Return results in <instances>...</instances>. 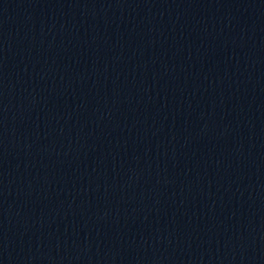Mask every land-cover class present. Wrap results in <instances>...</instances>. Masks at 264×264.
Listing matches in <instances>:
<instances>
[{
    "label": "water",
    "instance_id": "1",
    "mask_svg": "<svg viewBox=\"0 0 264 264\" xmlns=\"http://www.w3.org/2000/svg\"><path fill=\"white\" fill-rule=\"evenodd\" d=\"M68 264H264V0H64Z\"/></svg>",
    "mask_w": 264,
    "mask_h": 264
}]
</instances>
